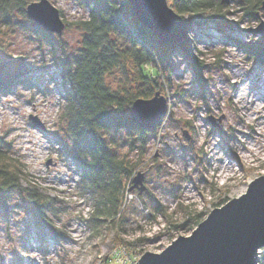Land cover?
Returning a JSON list of instances; mask_svg holds the SVG:
<instances>
[{"label": "rangeland", "instance_id": "obj_1", "mask_svg": "<svg viewBox=\"0 0 264 264\" xmlns=\"http://www.w3.org/2000/svg\"><path fill=\"white\" fill-rule=\"evenodd\" d=\"M31 1L37 0H0V152L17 184L0 204V264H135L145 251L159 252L189 234L212 208L264 175V151L257 156L245 146L264 134L247 122L251 102L236 93L243 79L264 83V34L255 32L264 29L263 0H207L211 9L200 15L176 11L167 0L189 31L181 45L161 48L162 61L153 55L157 80L141 77L132 58L138 49L128 38L111 35L110 42L127 51L104 74L105 84L128 96L144 92L149 98L158 91L166 99L144 138L125 128L102 134L128 171L119 177L114 218H92L93 196L80 181L64 112V73L84 34L74 22L88 9L80 0H49L65 23L57 33L26 13ZM30 114L43 126H35Z\"/></svg>", "mask_w": 264, "mask_h": 264}, {"label": "trees", "instance_id": "obj_2", "mask_svg": "<svg viewBox=\"0 0 264 264\" xmlns=\"http://www.w3.org/2000/svg\"><path fill=\"white\" fill-rule=\"evenodd\" d=\"M80 2L86 6L88 14L86 18L74 22L84 34L79 55L74 59L73 66L68 65L64 73L69 85L65 92L64 112L67 116V129L78 150L75 160L79 167L80 181L85 191L93 196L92 218H114L120 210L119 200L122 197L119 177L128 171L126 163L109 150L102 134L125 128L137 130L144 138L147 130L131 121L129 108L135 98L147 95H144V92H136L128 96L122 89L112 90L105 84L104 74L118 66L127 51L123 49L122 52L117 48L115 43L110 42V37L117 34L129 39L133 51L138 49L136 56L133 55L132 58L138 65L141 77L149 80H157L154 76L159 74L153 55L162 61L161 48L178 46L181 42L173 45L160 41L149 29L138 23L128 0H80ZM173 2L175 10L179 12L193 11L200 15L204 11L208 12L207 8H210L207 0ZM131 29L141 41L136 39ZM185 41L182 42V47ZM148 64L149 70H146L144 66ZM163 65L165 66L164 63ZM15 179L10 168L2 163L0 152L2 206L6 205L13 190L17 188ZM42 199L43 197H38L36 201ZM37 202H33L35 204L33 206H37ZM33 213L43 215L44 212L34 208Z\"/></svg>", "mask_w": 264, "mask_h": 264}, {"label": "water", "instance_id": "obj_3", "mask_svg": "<svg viewBox=\"0 0 264 264\" xmlns=\"http://www.w3.org/2000/svg\"><path fill=\"white\" fill-rule=\"evenodd\" d=\"M128 2L138 22L160 41L178 44L187 36L189 25L167 0ZM26 13L45 30L61 33L64 28L59 9L49 0L29 2ZM262 29L260 25L255 32L264 34ZM165 103L158 91L149 98H135L130 119L148 128L160 119ZM29 118L35 126H43L35 115ZM261 256L264 258V175L254 178L244 193L212 208L189 234L177 236L159 252L145 251L135 264H259Z\"/></svg>", "mask_w": 264, "mask_h": 264}, {"label": "bare ground", "instance_id": "obj_4", "mask_svg": "<svg viewBox=\"0 0 264 264\" xmlns=\"http://www.w3.org/2000/svg\"><path fill=\"white\" fill-rule=\"evenodd\" d=\"M233 73L234 77H237L239 75V72L234 71ZM236 81L237 80L234 81V84L236 83ZM258 84L251 83L248 78L243 79V81L239 82V85L236 89V93L238 98H248L249 102H251V112L248 113L247 122H251V125L258 124L259 130L264 134V105L262 99V94H264V83H260L259 85ZM245 146L248 152L254 153L258 156L259 151H264V136L261 141L256 140L255 137L251 138L250 140L245 142ZM224 164H226V168L229 167L228 163ZM221 169L222 168L218 166V174L221 173ZM224 175L227 176V172H224Z\"/></svg>", "mask_w": 264, "mask_h": 264}]
</instances>
